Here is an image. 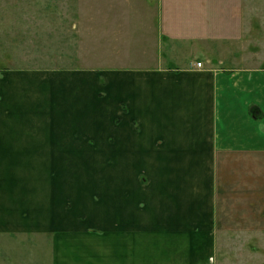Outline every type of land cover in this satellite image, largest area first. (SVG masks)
I'll list each match as a JSON object with an SVG mask.
<instances>
[{
	"label": "crops",
	"instance_id": "crops-1",
	"mask_svg": "<svg viewBox=\"0 0 264 264\" xmlns=\"http://www.w3.org/2000/svg\"><path fill=\"white\" fill-rule=\"evenodd\" d=\"M264 224V66L0 71V233L51 264H215Z\"/></svg>",
	"mask_w": 264,
	"mask_h": 264
},
{
	"label": "rangeland",
	"instance_id": "rangeland-1",
	"mask_svg": "<svg viewBox=\"0 0 264 264\" xmlns=\"http://www.w3.org/2000/svg\"><path fill=\"white\" fill-rule=\"evenodd\" d=\"M264 66V0H0V71ZM261 229L229 228L215 264H264ZM52 237L0 233V264H51Z\"/></svg>",
	"mask_w": 264,
	"mask_h": 264
},
{
	"label": "built area",
	"instance_id": "built-area-1",
	"mask_svg": "<svg viewBox=\"0 0 264 264\" xmlns=\"http://www.w3.org/2000/svg\"><path fill=\"white\" fill-rule=\"evenodd\" d=\"M197 66L201 67L202 66V62H198Z\"/></svg>",
	"mask_w": 264,
	"mask_h": 264
}]
</instances>
